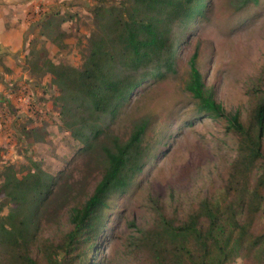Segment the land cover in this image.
<instances>
[{
    "label": "trees",
    "instance_id": "trees-1",
    "mask_svg": "<svg viewBox=\"0 0 264 264\" xmlns=\"http://www.w3.org/2000/svg\"><path fill=\"white\" fill-rule=\"evenodd\" d=\"M210 0H97V32L80 67L45 59L41 65L56 79L60 130L70 133L102 164L100 181L82 203L69 208L72 229L59 240L39 234L41 218L57 193L58 176L35 163L18 176L10 165L0 172V260L2 264H91L90 252L106 222L105 209L116 194L127 192L146 168L153 147L146 143L151 118L134 121L123 140L113 129L132 92L149 79L177 74L180 35L202 18ZM244 6L260 0H242ZM74 18L56 12L41 23V34ZM37 59L29 61L38 67ZM197 114L226 120L237 137V155L223 184L183 215L170 213L155 199L154 222L140 237V264H229L237 257L264 264V79L252 87L253 105L243 119L228 113L205 84L193 56L185 84ZM1 95V94H0ZM34 136L35 129L24 132ZM37 141L36 139H33ZM62 198L69 200L68 193ZM5 207L9 212L4 214ZM98 264V263H94Z\"/></svg>",
    "mask_w": 264,
    "mask_h": 264
},
{
    "label": "rangeland",
    "instance_id": "rangeland-1",
    "mask_svg": "<svg viewBox=\"0 0 264 264\" xmlns=\"http://www.w3.org/2000/svg\"><path fill=\"white\" fill-rule=\"evenodd\" d=\"M38 2L39 15L61 12L74 18L66 20L60 30L54 28L53 37L42 35L39 19L33 20L27 62L37 59L38 67L18 69L17 79L6 74L0 77V94L5 97L0 100V172L12 165L22 176L41 163L58 176L57 193L41 218L39 234L59 240L72 229L70 206L92 194L103 168L96 152L85 151L69 132L60 130L59 111L53 103L57 82L41 62L82 65L97 32L93 15L97 0ZM180 38L177 74L149 79L137 87L113 125L125 140L134 121L149 115L146 143L153 150L134 185L109 200L106 224L96 240L98 248L89 254L91 264H140L145 253L140 237L154 222L152 199L160 207L165 204L170 213L183 215L223 184L237 155V137L226 131V120L197 114L196 100L185 89L189 61L197 57L206 86L225 110L239 111L246 119L254 102L250 91L264 79V0L257 7L253 2L244 6L242 0H210L203 17L192 22ZM5 72L14 74L9 69ZM9 80L16 81L15 89L6 87ZM28 129H35L34 136L26 137ZM67 193L76 198L65 200L62 197ZM8 212L5 207L3 213ZM248 263L237 257L229 264Z\"/></svg>",
    "mask_w": 264,
    "mask_h": 264
},
{
    "label": "crops",
    "instance_id": "crops-1",
    "mask_svg": "<svg viewBox=\"0 0 264 264\" xmlns=\"http://www.w3.org/2000/svg\"><path fill=\"white\" fill-rule=\"evenodd\" d=\"M40 5L38 0H0V77L6 74L11 79L16 77L18 69L24 68L27 71L32 68L28 64L29 61L27 62L28 45L33 37L30 24L36 19H39L41 24L47 16L54 13L39 15L40 10H37ZM5 69L14 71L12 77L5 72ZM5 85L9 90H13L16 87V81L9 80ZM1 99L5 97L1 95Z\"/></svg>",
    "mask_w": 264,
    "mask_h": 264
}]
</instances>
